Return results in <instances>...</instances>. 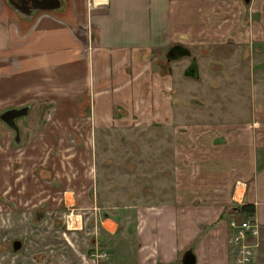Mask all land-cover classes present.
<instances>
[{
    "label": "crops",
    "instance_id": "0c3cea01",
    "mask_svg": "<svg viewBox=\"0 0 264 264\" xmlns=\"http://www.w3.org/2000/svg\"><path fill=\"white\" fill-rule=\"evenodd\" d=\"M62 1L24 17L0 0V113L27 107L17 144L0 119V264H182L188 249L195 264H232L229 223L247 217L261 243L264 128L255 119L248 128L181 124L174 75H161L152 54L185 44L228 50L250 25L264 37V0ZM249 90L264 123V79ZM126 126L178 133V168L191 159L197 169L183 171L165 202L112 216L96 201L91 134Z\"/></svg>",
    "mask_w": 264,
    "mask_h": 264
},
{
    "label": "rangeland",
    "instance_id": "374dc122",
    "mask_svg": "<svg viewBox=\"0 0 264 264\" xmlns=\"http://www.w3.org/2000/svg\"><path fill=\"white\" fill-rule=\"evenodd\" d=\"M248 27L238 40L235 37L228 40L233 44L228 50L215 51L211 45L185 44L181 46L189 51V56L174 60L166 56L170 47L153 52L154 68L161 75H174L172 102L175 112L184 120L181 124L248 128L255 119L256 129L264 128V123L253 115L258 104L249 90L259 79H264V74H258L259 70H264V52L257 48H264V37L249 31ZM243 39H247L246 43L241 42ZM199 40L207 41L205 37ZM191 61L195 63L198 80L185 73ZM81 108L89 112L91 100L83 101ZM91 138L95 145L92 159L96 201L112 216L129 205L165 202L175 196L183 171L191 176L197 169L191 159L182 165L184 170L178 168V133L164 127L150 132H138L130 126L122 129L101 127L95 129ZM180 154L186 158L185 153ZM261 238V243L259 235L252 240L258 243L253 264H264V232Z\"/></svg>",
    "mask_w": 264,
    "mask_h": 264
},
{
    "label": "water",
    "instance_id": "95a60500",
    "mask_svg": "<svg viewBox=\"0 0 264 264\" xmlns=\"http://www.w3.org/2000/svg\"><path fill=\"white\" fill-rule=\"evenodd\" d=\"M7 1L13 2V5L17 9H21L23 12L28 10L31 11V13H29L28 15L29 17L36 12L54 11L62 5L61 0H19L20 3L18 5L17 3L14 2V0H7ZM245 1L248 2V0ZM29 2L31 3V6H28ZM174 49H176L175 52H173ZM187 54H189V51L185 47L181 45H174L169 48L166 56L168 60H174ZM196 70L197 69L195 65H193V67H188L186 74L192 77H196L197 76ZM26 112H27V107L23 106L20 108H10L0 113V119L5 121L8 126L14 129L13 142L15 144L19 143V130L15 125V120L25 115ZM19 247H20V242L17 241L14 242L13 248L16 250ZM195 261H196L195 255L191 249L186 250L182 254L181 257L182 264H195Z\"/></svg>",
    "mask_w": 264,
    "mask_h": 264
},
{
    "label": "built area",
    "instance_id": "2783aa9c",
    "mask_svg": "<svg viewBox=\"0 0 264 264\" xmlns=\"http://www.w3.org/2000/svg\"><path fill=\"white\" fill-rule=\"evenodd\" d=\"M229 225L232 228L229 240L232 248V264H253L258 243H253L252 240H256L259 235L256 222L247 217L240 222L232 220Z\"/></svg>",
    "mask_w": 264,
    "mask_h": 264
},
{
    "label": "flooded vegetation",
    "instance_id": "af4514ba",
    "mask_svg": "<svg viewBox=\"0 0 264 264\" xmlns=\"http://www.w3.org/2000/svg\"><path fill=\"white\" fill-rule=\"evenodd\" d=\"M14 2L15 3H17V5L20 3L19 2V0H14ZM63 1L61 0V3H62ZM9 4L13 7V9H15L19 14H23V16L24 17H27L28 15H29V13H31V11H22L21 9H17L14 5H13V2H9ZM28 6H31V3L29 2L28 3ZM62 6V5H61ZM61 6L58 8V9H56V10H59L60 8H61ZM25 13H27V14H25ZM21 14V15H22ZM176 51V49H174V51L173 52H175ZM189 56V54H187V55H184V56H182V57H188ZM182 57H180V58H182ZM193 65H195V63L194 62H189V64L186 66V68H185V73H186V71H187V69H188V67H193ZM196 67V66H195ZM193 78H196V77H193Z\"/></svg>",
    "mask_w": 264,
    "mask_h": 264
},
{
    "label": "trees",
    "instance_id": "16d2710c",
    "mask_svg": "<svg viewBox=\"0 0 264 264\" xmlns=\"http://www.w3.org/2000/svg\"><path fill=\"white\" fill-rule=\"evenodd\" d=\"M239 211L245 216H252L254 214V208L252 205H243Z\"/></svg>",
    "mask_w": 264,
    "mask_h": 264
},
{
    "label": "bare ground",
    "instance_id": "6f19581e",
    "mask_svg": "<svg viewBox=\"0 0 264 264\" xmlns=\"http://www.w3.org/2000/svg\"><path fill=\"white\" fill-rule=\"evenodd\" d=\"M96 2H101L102 0H95Z\"/></svg>",
    "mask_w": 264,
    "mask_h": 264
}]
</instances>
